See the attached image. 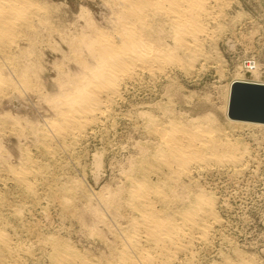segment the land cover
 Segmentation results:
<instances>
[{
  "label": "rangeland",
  "instance_id": "374dc122",
  "mask_svg": "<svg viewBox=\"0 0 264 264\" xmlns=\"http://www.w3.org/2000/svg\"><path fill=\"white\" fill-rule=\"evenodd\" d=\"M34 1L47 6L50 12L41 15L44 23L36 25L40 32L37 38L32 35L28 36L30 41L28 38L27 40L16 38V45L24 48L23 56L29 59L25 67L30 71L28 73L30 84L25 87L22 85L21 89L24 92L27 89L30 91L27 90V94L24 95L18 88L17 91L8 94V100L7 97L0 98L2 122L0 145H4V149L0 146L2 158V160L0 158L2 166H0V232L7 237L9 243L12 242L10 246L18 251L15 257H1L0 264H51V255L56 245L70 249L71 253L82 261L106 263L112 259L115 244L111 243H114L117 233L124 228L129 217L128 211L124 208L126 178L135 175V171L142 163H151L157 151L158 139L147 129L150 122L167 127L169 123L185 128L194 127L195 124L204 128L209 127L221 140L228 139L233 146L240 145L237 148L239 151L242 150V153L248 152L243 153L242 162L236 167L225 164L191 165L188 167L189 173L180 177L176 185L178 187L181 184L177 188L178 192L202 189L206 196L214 199V213L218 223L212 227L206 242H195L191 250L178 256L173 264H264V127H253L256 123L235 126L230 124L225 116L227 91L235 79L240 78L261 86L264 83V0H226L225 17L215 22L211 26L212 29L210 28L212 34L209 31L208 38L203 39L201 57L192 66L194 70L192 67L189 69L171 67L158 78L146 75L142 79L127 80L121 87V100L120 96L115 98L99 121L75 139L65 141L61 146L51 145L49 152L46 151L40 136L45 123L54 118L51 107V101L55 98L53 94L64 89L67 84L64 82L72 79L68 77V72L72 75L73 71L77 72L79 69L77 62L76 64L73 62L75 60L68 49V43L61 40V35L68 32L66 37L79 34L80 26H84L83 21L77 18L81 7L91 9L96 22L102 26L106 24L103 18L108 12L101 0ZM43 30L44 32H41ZM165 43L171 47L168 39ZM179 56L183 55L179 53ZM18 58L23 64L25 58L22 59L20 56ZM68 60L70 62H67ZM59 65H62L61 68ZM39 67L41 68L38 69ZM58 70L65 73H59ZM54 71L57 72L56 75ZM30 74H34L33 77ZM55 77L60 83L54 80ZM40 96L42 99L37 98ZM44 98L48 99L44 100L46 105L40 101ZM49 98L51 101L47 104ZM48 105L52 111H49ZM2 110L7 113L5 116H1ZM46 116L52 117L48 119ZM188 124L189 126H186ZM140 148L144 149L143 152ZM4 150L12 158H9L11 162L7 160L8 156L5 158L8 154ZM8 166L16 170L28 168L32 171L33 175L28 179V186L30 184L31 186L28 188L18 182L8 171ZM125 166H128V169ZM126 169L128 172L124 173ZM123 174L125 175L121 176ZM152 181L157 182L155 176H152ZM118 184L122 191L117 190ZM182 185L183 188H180ZM105 188L107 189L104 190ZM110 188L114 194L108 190ZM107 190L109 197L111 196L110 200L114 201L112 205V201L107 199L108 195L105 194ZM117 191H120L119 194ZM100 195L102 198L97 199ZM112 195L120 199V206ZM104 197L108 203L104 201ZM98 201H104L105 204ZM104 205H108V209L104 208ZM94 207L96 212L104 208L103 211L106 209L110 213L108 215L103 211L102 215L95 213ZM84 211L86 215L84 213L83 217L81 212ZM93 213L100 216L92 215ZM103 215L105 220L102 219ZM81 216L84 219H81ZM86 217L88 223L85 221ZM113 217L116 219L113 220ZM92 218L95 219L94 223L101 219L102 221L98 222L96 227L97 224L93 223ZM106 218L111 221H107ZM85 222L90 225V229ZM102 222L106 228L108 224V234L105 227L102 229L100 226ZM93 228H96L94 232ZM99 229L104 232H100ZM98 233L101 234L97 235ZM109 245L111 247H108Z\"/></svg>",
  "mask_w": 264,
  "mask_h": 264
},
{
  "label": "bare ground",
  "instance_id": "6f19581e",
  "mask_svg": "<svg viewBox=\"0 0 264 264\" xmlns=\"http://www.w3.org/2000/svg\"><path fill=\"white\" fill-rule=\"evenodd\" d=\"M101 1L103 7L108 12L107 16L105 15V17L103 18V20L106 22L105 26H102L101 24L96 22L93 14L90 11L91 9L89 10L85 7H81L77 18L80 21H83L84 26H80L79 34H76L75 36L73 34V36L66 37L69 33L68 30V33L65 35L62 32L63 35H61V40L63 42L64 40H66L65 42L68 43V49L72 53L73 59L75 60L73 62H77V68L79 67V69H77V72L73 71L75 73L73 74L72 72V75H70L68 72V77H72V79H68V82H64V84L67 83L65 85L66 87L64 86L65 88L61 89L58 93L56 91L57 94L54 93V95L53 93H51L55 98L50 97L54 99L51 101V99L49 98V101L47 103L49 104V102L51 101V107L54 111V118H52L50 121L48 120L46 123L44 122L45 120L43 121L45 123V126L41 130L40 137L42 138L43 145L48 152L51 148V145L61 146L63 143H65V141L73 140L75 139V137L86 133L85 131H87V129H89L97 121H99L98 119L104 114L108 106H110L114 102L115 98H118L120 96L121 87L127 80L142 79L146 75L150 78H158L166 73V70L171 67H179L183 69L191 68L194 63L201 57L203 39L207 37L209 31L210 34H212L210 30L211 26L215 24V22L225 17L224 8L225 6H227L225 4L226 0ZM49 12L50 10L47 6H42L36 3L34 0H0V98H6L11 91H17L18 88L21 89L30 84V77L28 74L30 71L25 67L26 64L29 63V59L23 56L24 48L20 47L18 44L16 45V38H20V40H27L29 35L37 38L40 32L38 31L39 29L36 27V25L43 24L44 22L41 15ZM41 32H44V30ZM165 38L171 42V47L166 45ZM29 39L30 38H28V41H30ZM179 53L183 56H179ZM17 56H20L22 59L25 58L23 60V64L19 62L20 58H18ZM67 62L70 61L68 60ZM61 66L62 65H59L60 68ZM40 68L41 67H39L38 69ZM58 72L63 73L64 71L60 72L58 70ZM56 73L54 75H56ZM30 75H32L33 77L34 74ZM35 78L36 77H34V79ZM54 80H56V77L54 78ZM59 80L61 81L60 78ZM60 81L57 83H60ZM262 84V86L255 85L250 81H244L240 78H237L229 85L226 95L225 116L230 124L238 126L245 125L244 123H254L237 121L229 118L228 113L230 110L231 98L235 86L240 85L264 88V83ZM46 88L43 89L46 90ZM27 90L30 91L29 89ZM27 90L25 92L22 90L24 92V95L27 94ZM18 97L21 98L20 96ZM13 98L15 99L14 96ZM37 98L39 99L41 98V96ZM45 98L43 100H41V98L40 101H42L43 104L46 105L44 100L48 99ZM119 98L121 100V96ZM32 107L35 106L32 105ZM37 109L41 110L40 108ZM48 109L49 111L51 110L49 108V105ZM7 110L9 111V109ZM42 110L44 109L42 108ZM5 112L7 111L5 110ZM9 113H11V111L8 112V114ZM4 114L5 113L3 111V114H1V116H5L7 113L5 115ZM50 117L47 118L49 119ZM198 117L199 116H197V118ZM27 118L29 117L27 116ZM201 118L203 119L204 117ZM207 120H209V118H207ZM190 121L193 122L192 120ZM194 121L196 122L195 119ZM1 123L2 122L0 121V125ZM40 124L42 125V123ZM257 124L259 125L257 126ZM260 124L262 123H256V125H253V127H264V124ZM195 125L196 126L194 127L185 128L172 123H169L168 127L155 122L149 123V126L147 127L148 132L158 139L157 151L153 155L151 163H142V165L139 166L135 171V175H132L131 177L126 176L127 186L125 189L124 208L128 211L129 217L124 228L121 231L118 230L119 232L116 235L114 243H111V245L115 244L113 248L114 252L112 259H110L106 263L86 262V260L82 261L78 256H74V254L71 253L70 249L62 248L61 246L56 245V247H54L53 254L51 255V264H173L174 260L178 256L188 253L195 242H206L208 240L209 233L212 227L218 223V219L214 213V199L212 197L206 196L205 192L202 189H196L195 191H188L186 193H181V191L178 192L177 188L181 184L178 187L176 185L179 183L180 177L188 172V167L191 165L201 166L209 164H225L236 167L242 162L244 154L247 151L243 152V154L241 152L242 150L239 151L237 148L240 145L235 147L237 144H234L233 146V144H231L227 138V141L221 140L214 131L210 130L209 127L204 128L197 124ZM206 125L208 124L206 123ZM36 126L38 127V122ZM186 126H189V124ZM1 131L2 129L0 128V132ZM34 139L38 140L36 138ZM3 146L4 145L1 146L2 149H4ZM140 150H142L143 152L144 149L140 148ZM140 150L139 153H141ZM7 154L8 155H5V158H7L8 156L7 160L10 161L9 158L11 157L9 153ZM17 156L15 157V159H17ZM5 158L3 157V159ZM129 162L130 161L128 160V163ZM2 163L3 162H1V164ZM133 164H131V166ZM129 165L130 164H128V166ZM127 169L124 173L128 172ZM8 171H10V173L13 174L16 180L21 184L25 185L28 188L31 186V184L30 186H28V179L32 177L33 173L28 168H20L16 170L9 167ZM124 175L125 174L121 176ZM152 176L156 177L157 182L152 181ZM34 180L35 179H33V181ZM187 185L189 186L188 183ZM116 187H118V189L116 188L117 190H120L119 184ZM180 188H183V185ZM106 189L107 188H105L104 190ZM193 189L194 188L192 187V190ZM108 190H111V188ZM108 190L106 191L107 193H105L106 195L109 194ZM120 191H122V189ZM120 191H117V193L119 194ZM111 193L114 194L112 190ZM99 197L102 198V195L97 196V199H99ZM105 197L103 199L107 202V199L110 200L111 196L109 197L108 195L107 199H105ZM115 199L118 200V198L116 197ZM117 200H115V202ZM104 201L98 202L105 204ZM110 201H112V199ZM66 202H64V204ZM113 202L114 201L111 202V205ZM117 204L118 206H120V202ZM111 205L109 208H111ZM85 206H87V204H85ZM85 206L83 207L85 208ZM107 206L104 205V208ZM114 206H116V204ZM80 209L83 208L80 207ZM100 209H102V207ZM106 209H108V207ZM106 209L103 212H106L108 215V213L110 212H107L108 210L106 211ZM78 211L80 210L78 209ZM85 211L81 212L83 213V217ZM102 211H99L98 209L96 212L95 208V211L93 212L103 214ZM95 213H93L92 215L100 216V214ZM113 215L115 216L116 214L114 213ZM82 216L81 219H84L82 218ZM117 216H119V214ZM104 218L105 216L103 215L102 219ZM118 218L120 219V217ZM86 219H88V217L85 218V221ZM99 219L100 218L98 217L97 220ZM112 219L114 220L116 219V217H113ZM94 220L95 219H93V223ZM98 222L95 223L97 224ZM87 223L86 226H88L90 229V225H87ZM101 224L102 225H99L102 226L103 229L104 223L102 222ZM116 225L118 226L119 224L117 223ZM97 226L98 224L96 225V227ZM88 227L86 228L88 229ZM92 227L95 226L92 225ZM95 229L96 228H93L92 231L94 232ZM105 229H108V224L107 228L105 227ZM111 229L113 228L111 227ZM99 231L102 232L103 230L101 231V229H99ZM108 232L109 231L107 230L106 234H108ZM99 234L101 233H98L97 235ZM109 235H111V233ZM112 237L114 238V236ZM99 238L101 239V237ZM103 240H105V237L103 238ZM10 243L7 237L0 232V258L4 256H17L18 251L12 248L10 246ZM108 247L111 246L109 245ZM193 259L195 260L194 257Z\"/></svg>",
  "mask_w": 264,
  "mask_h": 264
},
{
  "label": "water",
  "instance_id": "95a60500",
  "mask_svg": "<svg viewBox=\"0 0 264 264\" xmlns=\"http://www.w3.org/2000/svg\"><path fill=\"white\" fill-rule=\"evenodd\" d=\"M228 116L232 120L264 124V88L236 85Z\"/></svg>",
  "mask_w": 264,
  "mask_h": 264
}]
</instances>
